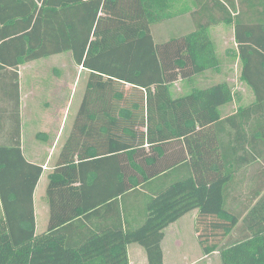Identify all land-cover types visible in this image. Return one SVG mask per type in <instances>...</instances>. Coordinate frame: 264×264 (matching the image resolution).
Masks as SVG:
<instances>
[{
  "label": "trees",
  "instance_id": "trees-1",
  "mask_svg": "<svg viewBox=\"0 0 264 264\" xmlns=\"http://www.w3.org/2000/svg\"><path fill=\"white\" fill-rule=\"evenodd\" d=\"M214 1L220 15L213 14L210 23L233 25L237 50L231 54L240 58V79L255 93L259 108L264 101V0ZM78 4L79 0H0V73L13 74L14 82L5 88V96L17 119L11 123V141H0V264H129L130 243L144 249L147 264H163L164 229L182 215L198 209L201 215L236 222L250 208L264 189V178L251 188L238 210L227 207L226 190L238 169L256 160L252 141H264V132L253 138L251 107L220 119L218 107L233 99L226 82L193 89L180 98L169 95V86L178 77L191 80L193 74L219 69L208 33L210 23L157 44L150 25L164 18V0H100L83 3L89 29L79 36L64 13ZM68 51L74 52L89 78L71 138L49 176V222L37 232L33 192L42 167L28 162L22 152L16 71L27 62ZM92 122L109 124L105 135L112 134L111 126L116 130L111 138L114 145L95 149L94 154L86 148L93 134ZM225 123L232 128L228 143L220 135L219 127ZM78 137L85 142L81 147ZM180 139L186 151L180 164L187 175L150 196L143 220L136 226L78 223L82 211L54 206V196L63 190L74 193L75 155L88 169L92 163L101 164L106 154L126 150L132 161V188L137 189L172 166L157 168V157L152 152L144 155L143 144L160 156L166 142ZM149 166L153 169L148 170ZM260 172L264 177V167ZM90 215L86 213L87 219ZM217 252L221 264H264V228L253 230L240 223Z\"/></svg>",
  "mask_w": 264,
  "mask_h": 264
},
{
  "label": "crops",
  "instance_id": "crops-1",
  "mask_svg": "<svg viewBox=\"0 0 264 264\" xmlns=\"http://www.w3.org/2000/svg\"><path fill=\"white\" fill-rule=\"evenodd\" d=\"M98 1L100 0H79L78 5L66 8L64 13L66 14V19L71 24L75 35L83 36L89 29V20L86 18L87 7L86 5H83V3H98ZM191 2L192 5L190 8L187 7L188 5H182V7L178 9H173L169 16L170 19L176 21L173 26L175 29L177 28V30H180L179 32H175L176 30H174L170 32L167 37H161L157 36L155 26L160 24L163 19L150 25V34L155 43L161 44L170 39L180 38L181 36L190 33L194 30L197 21L202 22L203 17L205 18V21L202 22L203 24L210 23L213 12L209 9V11L200 15L203 16L201 17L202 19L200 18L201 20L197 19L194 15L196 13V10L194 9L195 4H193L192 0ZM172 3L181 2H179V0H173ZM201 5L204 10L206 5L204 3ZM194 18L196 22L192 21ZM225 28L231 29V34H233L232 39L234 40V28L232 24L222 22L215 25H211L210 23L208 26V33L213 44H215L214 48L220 67V54L216 47L217 38L215 40L213 33L218 32L219 34H222ZM224 36L226 35H223L221 39H224ZM233 43H235V40ZM71 53L72 51H68L48 56H56V58L60 56H68V61L65 57L62 60L56 59L52 61H41L37 59L20 65L16 71L19 92V118H25L24 124L20 128L22 152L28 162L38 164L42 167V174L33 192V206L37 232L45 230L47 223L49 222L50 206L46 195V187L49 181V176L54 169L62 147L71 138L75 121L71 108H68V102L71 95H61L63 90L65 91V94H67V89L73 81L71 75L73 72H69L68 68H80L81 72L85 70L80 65V61L72 57ZM230 56L234 57V59L237 58L236 60L240 61L238 56L233 54ZM41 63L50 65V67L52 66L51 77L47 76L43 78V73L37 69L38 65ZM218 70H220V68ZM218 70L208 69L193 74L191 80L178 77L173 80L169 86L170 97L173 99L180 98L192 93L193 89H203L216 83L226 82L232 90L233 99L218 107L220 119H225L228 116L235 114L240 108L251 107V131L254 134L253 138H255V135H259L260 131L264 132V101H260V106L257 108L256 95L244 81L240 80L239 83L237 80L228 78H215V74H217ZM4 72H7V81L3 82V80H0V110H6L4 113L12 116L14 115L13 107H11L10 98L5 96V88L13 84L14 77L11 71ZM67 78L69 80H67ZM44 83L53 84L54 87L47 88L51 90L48 93L49 97L45 99H37L36 93L38 90L46 89L45 87H39V84ZM238 83L240 84L239 88ZM52 92L53 94L51 95ZM95 111L96 109H92V113ZM69 116H71V118ZM69 118L71 119V122L67 126V120H70ZM32 122H35L37 126L33 127ZM91 127L93 134L89 139L90 141L86 142V148L90 147L89 151L91 153L94 154L95 149L100 151V149H104L110 144L114 145L111 138H114L113 133H115L116 130L113 129V126L110 127L112 134L107 135L104 134V131L109 130V124L100 125L99 123L96 124L92 122ZM219 128L220 135L222 134V138L228 143L229 137L227 133L232 132L231 126L228 123H225L224 125L221 124ZM140 129L146 131L145 126H141ZM10 132V130L6 133L0 131V141H6V143L10 142L12 137ZM124 137L125 135H123L120 141H123ZM77 143L81 147L85 142L83 138L78 137ZM227 146L229 145L226 144V147ZM252 146H254L253 154L256 160H253L251 164L241 166L232 177L228 189L226 190L229 195L226 200V205L231 210H238L244 201V197L250 193L251 188L256 186V182L259 183L264 178L260 172L261 168L264 167V141L257 138V140L252 141ZM142 148L144 155H146L145 152L148 154L151 152L154 153L157 157V168L160 169L165 164H172V166L164 172L151 177L137 189H133L132 161L130 156L125 154L126 150L119 151L118 154L113 155L108 153L103 158L101 164L94 165L92 163L91 165H88V169L81 163L82 160L75 155L74 160L77 179L76 182L72 184L76 187L74 193L70 190H63L61 194L56 195V198L54 196V206L59 210L76 209L80 212L82 211L77 216L78 223H129L130 225H132V223H141L144 217L145 202L150 196H152L160 187L165 186L174 180L180 179L188 173L186 168L180 164L181 160L186 157V151L182 139L166 142L163 146V154L160 153V156L157 155V151L151 149L150 145L147 143H144ZM260 155H262L263 158L259 157ZM144 157L148 158L146 156ZM148 159L151 160V158ZM141 161L145 162L144 158L143 160L141 159ZM147 168L148 170H152L153 166ZM81 179H83V182ZM262 195H264V189L260 192L249 209L254 206ZM86 213H91L88 219ZM2 215V206L0 202V217ZM80 219H82V221ZM211 219H213L212 216H203L199 213L198 209H194L170 223L164 229V237L161 241L163 264H167L165 263L164 256V242L169 232L168 228H172V226L178 223H189L190 231L194 232L197 241H199L198 243H200L202 242L200 240L202 238L204 239V235L202 234H205L206 231L204 230L205 225L198 228L197 223H211ZM219 221L224 220L218 219V221L215 220L214 222L220 223ZM38 223H41V225H39L40 231L38 230ZM132 244L133 243L127 245V258L129 264H147V257L144 249L142 248L143 251L137 247L130 249ZM198 260L199 259H196L193 263L198 262ZM172 262L174 261L172 260Z\"/></svg>",
  "mask_w": 264,
  "mask_h": 264
},
{
  "label": "rangeland",
  "instance_id": "rangeland-1",
  "mask_svg": "<svg viewBox=\"0 0 264 264\" xmlns=\"http://www.w3.org/2000/svg\"><path fill=\"white\" fill-rule=\"evenodd\" d=\"M172 1L173 0H164V5H165L164 18L160 24H157L155 26L157 36L167 37L169 33L174 30H176L175 32H179L180 30H177V28L175 29L173 26L175 25L176 21H174V19H170L169 16L171 15L173 9H178L182 7V5H186V6L188 5L187 7L190 8V6L192 5L191 0H179V2L181 3H174V4L172 3ZM192 1H193V4H195L194 5V9L196 10V13L194 14L196 16L195 18L200 19L201 17H203L200 15L202 13H206L207 11H209V9L211 10V12H213L215 16L220 15V10L218 9V6L214 0H192ZM202 3L206 5L204 10H203V6L201 5ZM195 18L192 21L196 22ZM204 21H205V18L203 17L202 22ZM202 22L197 21V23L195 24L194 30L197 28L198 25L203 24ZM223 35H226V36L223 37L224 39H221ZM213 37L215 38V40L217 38L216 47L219 50L220 62H221V67L219 63L220 70H218L217 74H215V78L216 77H218V79L228 78L232 80H237L240 83L241 63L240 61L236 60L237 58L234 59V57L230 56L232 52H236L237 50L236 43H233L234 40L232 39L233 34H231V29L225 28L222 34L215 32L213 33ZM80 47H82V45H80ZM214 47H215V44H214ZM71 55L72 57L75 58L74 52H72ZM64 57L68 61L69 59L68 56H60L58 58H56V56H53V57H48V58L39 59V60L41 61L42 60L52 61L56 59L62 60L64 59ZM51 67L50 65H47V64L45 65L41 63L38 65L37 69L43 73L42 76L43 78H45L47 76L51 77L52 75ZM68 70L69 72L70 71L73 72L71 74L73 81L71 85L69 83L70 87L67 89V94H65V91L63 90L61 92V95L62 96L71 95L69 102H68V108H71V112H73V117L76 118L77 112L84 98L89 74L85 70L81 72L80 68L79 69L78 68L77 69L68 68ZM6 73L5 72L0 73V80H3V82L7 81ZM68 77H69V74H68ZM67 80L69 79L67 78ZM239 83H238V88L240 87ZM0 87H1V84H0ZM39 87L41 88L45 87L46 89L38 90V92L36 93L37 99H40V98L45 99L49 97L48 93L49 91H51L47 88L48 87L51 88L54 86L53 84H50V83H44V84H39ZM52 94L53 92L51 93V95ZM90 101L92 104L93 102L92 96L90 98ZM4 112L5 110L4 111L0 110V131L2 133L3 132L6 133L7 131L11 130L12 121L17 120L16 117L14 118L11 115H6ZM69 117L71 118V116ZM19 120H20V128H21L24 124L25 118L21 117L19 118ZM70 122H71V119L67 120V126L70 124ZM32 126L35 127L37 125L35 124V122H32ZM45 168H46V165H45ZM212 218L213 219H211V223H197L198 228H201L203 225H205L204 230L206 231L205 234H202L204 235V239L202 238L200 240L202 242L200 243H198L199 241H197V238L194 232L190 231L189 223H178L172 226V228H168L169 232L164 242L165 263L167 264H221V260L219 258V254L217 250L220 247V245H222L229 236L235 234V229L240 223H244L246 227L253 229V230L264 228V195L260 197V199L254 204V206H252L251 209L245 212V214L241 217V220H236V222H234L233 220L231 221L224 220V221H219L220 223H216L214 221L215 220L218 221V217L214 215L212 216ZM133 224H135L134 226H136V224H139V223H133ZM39 225H41V223H38V230L40 231ZM226 227H229V231H225ZM136 247L141 249V251H143L142 247L136 243H133L130 246V249H133ZM196 259H199L198 262L193 263ZM172 260L174 262H172Z\"/></svg>",
  "mask_w": 264,
  "mask_h": 264
}]
</instances>
